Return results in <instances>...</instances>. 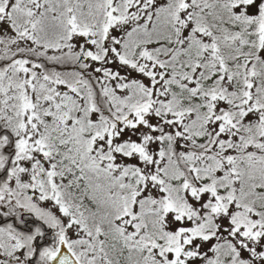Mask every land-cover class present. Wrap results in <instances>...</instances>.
Listing matches in <instances>:
<instances>
[{"label": "snow or ice", "instance_id": "obj_1", "mask_svg": "<svg viewBox=\"0 0 264 264\" xmlns=\"http://www.w3.org/2000/svg\"><path fill=\"white\" fill-rule=\"evenodd\" d=\"M0 264H264V0H0Z\"/></svg>", "mask_w": 264, "mask_h": 264}]
</instances>
